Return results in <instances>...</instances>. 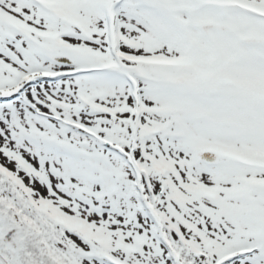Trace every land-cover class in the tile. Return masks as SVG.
Masks as SVG:
<instances>
[{
    "label": "snow or ice",
    "instance_id": "obj_1",
    "mask_svg": "<svg viewBox=\"0 0 264 264\" xmlns=\"http://www.w3.org/2000/svg\"><path fill=\"white\" fill-rule=\"evenodd\" d=\"M0 264H264V0H0Z\"/></svg>",
    "mask_w": 264,
    "mask_h": 264
}]
</instances>
